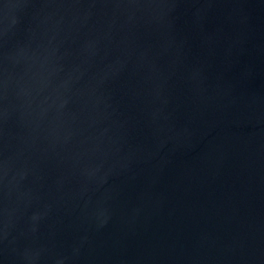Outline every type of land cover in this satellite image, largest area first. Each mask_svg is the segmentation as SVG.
I'll return each instance as SVG.
<instances>
[{
  "label": "water",
  "instance_id": "water-1",
  "mask_svg": "<svg viewBox=\"0 0 264 264\" xmlns=\"http://www.w3.org/2000/svg\"><path fill=\"white\" fill-rule=\"evenodd\" d=\"M0 264H264V0H0Z\"/></svg>",
  "mask_w": 264,
  "mask_h": 264
}]
</instances>
